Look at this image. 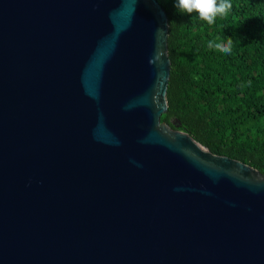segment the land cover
<instances>
[{
    "label": "water",
    "instance_id": "water-1",
    "mask_svg": "<svg viewBox=\"0 0 264 264\" xmlns=\"http://www.w3.org/2000/svg\"><path fill=\"white\" fill-rule=\"evenodd\" d=\"M167 33L157 0H0V264H264V173L160 119Z\"/></svg>",
    "mask_w": 264,
    "mask_h": 264
},
{
    "label": "trees",
    "instance_id": "trees-1",
    "mask_svg": "<svg viewBox=\"0 0 264 264\" xmlns=\"http://www.w3.org/2000/svg\"><path fill=\"white\" fill-rule=\"evenodd\" d=\"M157 2L167 15L170 59L161 119L213 153L264 172V0H230L227 15L213 24L182 12L176 0ZM216 38H230L231 52L208 47ZM249 126L257 128L254 138Z\"/></svg>",
    "mask_w": 264,
    "mask_h": 264
},
{
    "label": "clouds",
    "instance_id": "clouds-1",
    "mask_svg": "<svg viewBox=\"0 0 264 264\" xmlns=\"http://www.w3.org/2000/svg\"><path fill=\"white\" fill-rule=\"evenodd\" d=\"M175 6L182 12H197L199 18L208 24H213L217 16L227 15L232 7L230 0H176ZM208 47L224 53H230L233 42L230 38L226 41H220L219 38H216L213 41H209Z\"/></svg>",
    "mask_w": 264,
    "mask_h": 264
},
{
    "label": "rangeland",
    "instance_id": "rangeland-1",
    "mask_svg": "<svg viewBox=\"0 0 264 264\" xmlns=\"http://www.w3.org/2000/svg\"><path fill=\"white\" fill-rule=\"evenodd\" d=\"M161 117H162V114H161ZM161 117H160V119H161ZM172 120H173V119L170 118V121H172ZM161 121H163V120L161 119ZM163 122H164V121H163ZM171 125H172V124H171ZM171 129L179 130V125L173 126V127H171ZM254 129H257V128H256V127L253 128V127L249 126L250 136L253 137V138H254V133H256ZM181 131H182V130H181ZM249 144H250V143H249ZM249 144H248V145H249ZM242 145H243L246 149L249 148V146H248L247 144L243 143V142H242ZM260 172H261V171H260ZM261 173H264V172H261Z\"/></svg>",
    "mask_w": 264,
    "mask_h": 264
}]
</instances>
